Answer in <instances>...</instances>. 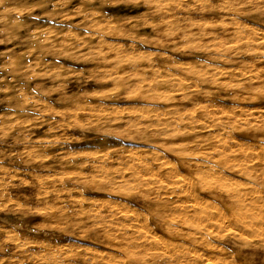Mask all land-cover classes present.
<instances>
[{"label":"rangeland","instance_id":"obj_1","mask_svg":"<svg viewBox=\"0 0 264 264\" xmlns=\"http://www.w3.org/2000/svg\"><path fill=\"white\" fill-rule=\"evenodd\" d=\"M257 135H264V0H0V264H56L71 251L93 257L88 246L101 256L106 240L72 238L97 221L101 230L111 224L114 244L134 239L145 264H264V239L240 233L230 216L236 201L213 183L201 189L198 167L181 166L186 158L209 169L204 181L218 173L225 187L235 180L258 187L263 214ZM244 161L260 171L237 174ZM102 181L112 185L98 190ZM127 185L135 190L128 194ZM182 202L214 209L175 211ZM161 214L184 238L167 233ZM105 252L103 264L124 263Z\"/></svg>","mask_w":264,"mask_h":264},{"label":"bare ground","instance_id":"obj_2","mask_svg":"<svg viewBox=\"0 0 264 264\" xmlns=\"http://www.w3.org/2000/svg\"><path fill=\"white\" fill-rule=\"evenodd\" d=\"M150 4V3H149ZM85 120V119H84ZM77 121V120H76ZM89 121V120H88ZM85 122V121H84ZM80 123V122H79ZM80 126V125H79ZM167 130V128H164V130ZM161 131H163V130H161ZM164 133V132H163ZM160 135H162V134H160ZM210 135V134H209ZM264 136V135H263ZM263 136H259V135H257V137H259V138H263ZM210 138V137H209ZM165 139V138H164ZM178 138H176V140H177ZM221 140V139H220ZM220 140H218V141H220ZM233 141V140H232ZM239 141H241V140H239ZM147 142H148V140H147ZM235 144H236V142H234ZM233 143V144H234ZM244 142L242 141V144H243ZM161 144H163V143H161ZM224 144L225 143H223V141H221V144L220 145H222L221 147H223L224 146ZM227 144V143H226ZM234 144V145H235ZM230 145V144H229ZM228 145V146H229ZM221 147L219 146V144H218V148L219 149H221ZM225 147V146H224ZM231 147V146H230ZM230 147L229 148H227V150L226 151H228V149H230ZM235 147V146H234ZM236 147H237V144H236ZM261 147H263V146H261ZM177 148V147H176ZM264 148V147H263ZM231 149H233V147L231 148ZM245 149V148H244ZM250 149V148H249ZM139 150H142V149H139ZM218 150V149H217ZM222 150V149H221ZM220 150V152H222V154H225L224 152H226V151H224L223 152V150L221 151ZM236 151V150H235ZM138 152V151H137ZM155 152H156V150H155ZM218 152H219V150H218ZM244 152V151H243ZM186 153V152H185ZM185 153H183V154H185ZM216 153H217V151H216ZM230 153H234V152H230ZM229 153V151H228V154H230ZM236 153H237V151H236ZM171 154V153H170ZM173 154V153H172ZM181 154V153H180ZM178 152L177 153H175V155H177V156H181ZM187 154H190L189 152L187 153ZM231 154V155H232ZM238 154V153H237ZM259 154V153H258ZM203 155H205V154H203ZM202 155V156H203ZM230 155V156H231ZM234 155V154H233ZM254 155H255V153H254ZM254 155H251L252 157L254 156ZM257 155V154H256ZM260 155V154H259ZM258 155V156H259ZM262 155V154H261ZM225 156V155H224ZM223 156V157H224ZM246 156H248V155H246ZM250 156V157H251ZM192 157V156H191ZM197 157H198V155H197ZM205 157H206V155H205ZM219 157V156H218ZM218 157H217V155H216V157H215V159H218ZM252 157L250 158V159H252ZM255 157V156H254ZM253 157V158H254ZM260 157V156H259ZM134 157H132V159H133ZM136 158V157H135ZM163 158V157H162ZM229 158V157H228ZM232 158V157H231ZM231 158H229L230 160H231ZM240 159H241V157H239ZM249 158V157H248ZM256 158V157H255ZM204 159V158H203ZM209 159H211V156H210V158ZM214 159V160H215ZM220 159H222L221 157H220ZM228 159V160H229ZM240 159H239V161H240ZM137 160V159H136ZM141 160V159H140ZM139 160V161H140ZM158 160V159H157ZM161 160V159H160ZM182 161H181V163H182V165L181 166H183L184 168H186V169H188V170H192V169H194L195 168V166L196 167H198V171H195V175H199V177H198V179L201 181L200 182V184H199V186H200V188L201 189H206L205 188V185L206 184H208L209 183V185L211 184V183H213V185L212 186H214V187H216V188H221V190H225L227 193H224V194H226V195H229V197H227L228 199H232V201L233 200H235L236 201V205H235V207L234 208H231L230 209V216H232L233 217V219H234V221L236 222V226H238L237 227V229L239 228V230H240V233H244L245 235H248V237H257V238H261V239H264V212H263V214L261 213V212H259L258 211V206H259V203H258V206H256V203L257 202H261V201H259V200H261V197L262 196H260V197H258V196H256V195H258L259 194V188L258 187H255L254 185L252 186L251 184H249L250 186H248V187H250L251 189V191H248V190H245L244 188L245 187H247V186H244V184L242 185V184H236V182L235 181H233V178H232V181L234 182V186L233 185H230V184H228L227 185V187H225L224 186V184H222V180H220V179H222V178H220V177H218L217 175H219L218 173H216V175H214V179H215V177L217 178V179H213V177H212V181H210L209 179H210V177H208L209 179H208V181H210V182H207V181H204L205 179L207 180V177H206V175L205 174H207L206 172H207V170H209V169H205V171H202V170H200V168L202 167L201 165H194V166H191V163L193 162H189V160L188 159H186V158H182L181 159ZM213 160V159H212ZM219 160V159H218ZM225 160V159H224ZM244 160H245V158H244ZM253 160V159H252ZM258 160H261L260 162L262 163H264V158L262 157V158H260V159H258ZM138 161V160H137ZM159 161V160H158ZM195 161V160H194ZM202 161V160H201ZM234 161H236V160H234ZM242 161V160H241ZM247 161V160H246ZM246 161H244V168H242L241 167V169L239 168V166L242 164H240L239 166H236L235 164H237L238 162H236L234 165L237 167V168H239L238 170V173L237 174H239V172H240V175L241 176H244L246 179L247 178H250V177H252L253 176V174L254 173H258L260 170L257 168H254V167H251V168H247V165L248 164H246ZM163 162V161H162ZM165 162V161H164ZM163 162V163H164ZM195 162H198V161H195ZM205 162V161H204ZM213 162H215V161H213ZM225 162V161H224ZM226 162H227V160H226ZM231 161H228V164H232V163H230ZM140 163H141V161H140ZM166 163V162H165ZM169 163V162H168ZM167 163V164H168ZM201 162H199V164H200ZM211 163H212V161H211ZM247 163H251V162H248L247 161ZM162 164V163H161ZM195 164H197V163H195ZM202 164V163H201ZM208 164V163H207ZM206 164V165H207ZM223 164H225V163H223ZM227 164V165H228ZM246 164V165H245ZM164 165V167H165V164H163ZM193 165V164H192ZM203 165V164H202ZM226 165V166H227ZM234 165L232 166L233 167V169L235 168L234 167ZM243 165V164H242ZM225 166V165H224ZM161 168H162V165L160 166ZM160 167H158V168H160ZM177 167V166H176ZM175 167V168H176ZM217 167V166H216ZM216 167H213L212 166V168H211V166H210V170H212V169H215ZM223 167V166H222ZM262 167H264V166H262ZM135 168H136V165H135ZM160 168V169H161ZM172 168V167H171ZM174 168V169H175ZM197 169V168H196ZM216 169H218V168H216ZM232 169V168H231ZM230 169V170H231ZM170 170H172V169H170ZM175 170H177V168L175 169ZM221 170V169H220ZM220 170H218V171H216V172H219ZM235 170H237L236 168H235ZM173 172V171H172ZM220 172H222V171H220ZM219 172V173H220ZM158 173V172H157ZM212 173V172H211ZM214 173H215V171H214ZM213 173V174H214ZM174 173H172L171 175H173ZM179 174V173H178ZM222 174V173H221ZM170 175V174H169ZM180 175V174H179ZM182 175V174H181ZM185 175V174H184ZM223 176V175H222ZM225 176V175H224ZM230 176V175H229ZM228 176V177H229ZM172 177V176H171ZM181 177V176H180ZM182 177H184V176H182ZM232 177V176H231ZM168 178H170V177H168ZM168 178H166V180H168ZM184 178H186V177H184ZM184 178H181L180 180L181 181H183V179ZM225 178H227L226 176H225ZM258 178V177H257ZM260 179H262V181L264 180V174L263 175H261V177H259ZM258 178V179H259ZM157 179V178H156ZM173 179H175V177L173 178ZM187 179V178H186ZM197 179V180H198ZM254 179V178H253ZM159 180V179H158ZM165 180V181H166ZM170 180H172V178L170 179ZM170 180H168L167 182H170ZM177 180H179V179H177ZM164 181V182H165ZM180 181V182H181ZM227 181V180H226ZM231 181V180H230ZM229 181V182H230ZM240 181V180H239ZM262 181H259V182H261L262 183V185H263V187H264V181L262 182ZM103 182V181H102ZM156 183H154V184H157V183H160L159 181L157 182V181H155ZM163 182V181H162ZM167 182H165V183H167ZM178 182V181H177ZM189 183H190V180L188 181ZM204 182H206V184H204L203 185V183ZM224 182V181H223ZM228 182V181H227ZM233 182H231V183H233ZM109 183V182H108ZM108 183H104L103 182V185H100L97 189L98 190H107V188H105L104 186L106 185V187H107V185H108ZM153 183V182H152ZM172 183V182H171ZM170 183V184H171ZM182 183V182H181ZM189 183L187 184L188 186H189ZM127 184V183H126ZM149 184V183H148ZM148 184H145V185H148ZM169 184V183H168ZM168 184H166V185H168ZM173 184H174V182H173ZM177 184V183H176ZM176 184L174 185V187L176 186ZM180 183H178V186H180L179 185ZM182 184H184V182L182 183ZM247 184V183H246ZM260 184V183H259ZM110 185H112V184H110L109 183V185L108 186H110ZM165 185V186H166ZM248 185V184H247ZM95 186V185H94ZM125 186V185H124ZM128 187H126V188H128V189H130V190H126V191H128L127 193L129 194V191H132V190H135V189H132V188H129V185H127ZM136 186H137V184H136ZM142 186H143V184H142ZM162 186L164 187V185L162 184ZM169 186V185H168ZM172 186V185H171ZM171 186H169V187H171ZM178 186H177V188H178ZM257 186V185H256ZM112 187V186H111ZM114 187V186H113ZM121 187H123V186H121ZM135 187V186H134ZM138 187H139V185L137 186V189H138ZM141 187V186H140ZM139 187V188H140ZM145 187V186H144ZM167 187V186H166ZM168 187V188H169ZM187 187V186H186ZM185 187V188H186ZM210 187V188H209ZM208 188H207V190H209V189H213V188H211V186H209ZM125 188V189H126ZM158 188V187H157ZM181 188L183 189L184 187H182L181 186ZM180 188V189H181ZM185 188H184V191H186L185 190ZM119 189V188H118ZM125 189L123 190V189H120V190H123V191H125ZM132 189V190H131ZM159 189L160 190H164V188H162V187H159ZM176 189V188H175ZM174 189V190H175ZM179 189V188H178ZM177 189V190H178ZM154 191H157L158 189H153ZM160 190H158L159 192H160ZM174 190H172L174 193H176V195L178 196V195H180L181 194V192H183V191H180L179 193H177V192H175ZM176 190V191H177ZM117 191V190H116ZM125 191V192H126ZM172 191H170V192H172ZM220 191V190H219ZM115 192V191H114ZM122 192V191H121ZM125 192H123V193H125ZM149 192H151V191H149ZM166 192V191H165ZM261 192V191H260ZM155 193V192H154ZM158 193V192H157ZM156 193V194H157ZM183 193H185V192H183ZM190 193V192H189ZM189 193H185V194H187V195H190ZM127 194V195H128ZM146 194H147V192H146ZM160 194V193H159ZM184 194V197L186 196ZM194 194V193H193ZM140 195H142V194H140ZM148 195V194H147ZM169 195V194H168ZM171 196H173V194H170ZM182 195V194H181ZM249 195V196H248ZM125 196V195H124ZM193 196V195H192ZM195 196V195H194ZM197 196V195H196ZM195 196V197H196ZM200 196V195H199ZM247 196H248V198H247ZM105 197V196H104ZM144 197V196H143ZM142 197V198H143ZM147 197V196H146ZM176 197V196H175ZM186 198H187V196H186ZM190 198H191V196H190ZM198 198H200V197H198ZM145 199V198H144ZM147 199V198H146ZM148 199H150V198H148ZM156 199V198H155ZM187 199H189V198H187ZM192 199V198H191ZM190 199V200H191ZM200 199H202V198H200ZM230 199V200H231ZM247 199V200H246ZM106 201H107V199H105ZM109 200V199H108ZM151 200V199H150ZM197 200V199H196ZM157 201V200H156ZM181 201V200H180ZM189 200H187V204L190 202H188ZM201 201V200H200ZM208 201V200H207ZM263 201V200H262ZM109 202V201H108ZM192 202V201H191ZM199 202V201H198ZM201 202H204V201H201ZM182 203H184L185 204V202H182ZM210 202H208V204H209ZM111 204H113V202H111ZM114 204H115V202H114ZM117 204V203H116ZM121 204V203H120ZM180 205L179 206H177V205H174V209H175V206H177V209L178 210H175V211H181V212H183V211H185V213H186V211H192L191 213L193 214V212L194 213H197L198 211L200 212L201 210H199V209H201V208H203L204 206H201L202 205V203H199V204H201V205H199L197 202H196V204L195 203H193V204H195V205H192V203L190 204V205H186V206H183V205H181V203H179ZM204 204H207V202H205ZM110 205V204H109ZM119 205V204H118ZM263 205V204H262ZM180 206H182V207H180ZM197 206H198V208H197ZM201 206V208H199ZM211 205H208V207L209 208H212L211 209V211H213V207L211 206ZM122 207V206H121ZM205 207H207V205L205 206ZM205 207H204V209H205ZM207 207V208H208ZM173 209V208H172ZM171 209V210H172ZM217 209V208H216ZM260 209H262V207L260 208ZM163 210V209H162ZM167 211V210H166ZM174 211V212H175ZM211 211H210V213H211ZM170 212H172V211H170ZM202 212H205V210L204 211H202ZM206 212H208V209L206 210ZM205 212V213H206ZM216 212H218L217 210H216ZM94 213V212H93ZM97 213V212H96ZM109 213V212H108ZM115 214H116V212H114ZM184 213V212H183ZM201 213V212H200ZM204 213V214H205ZM95 214V213H94ZM93 214V215H94ZM100 214V213H99ZM112 214V213H111ZM110 214V215H111ZM114 214V215H115ZM169 214V213H168ZM199 214V213H198ZM198 214H197V216H198ZM212 214V213H211ZM216 215H218L217 213H215ZM219 214H220V212H219ZM92 215V216H93ZM108 215V214H107ZM114 215H113V217H114ZM116 215H118V214H116ZM166 215V214H165ZM176 215V214H175ZM191 215V214H190ZM195 215V214H194ZM200 215H203V213H201ZM214 215V214H213ZM221 215V214H220ZM168 216V215H167ZM100 217V216H99ZM110 216L108 215V217H106V219H110L109 218ZM120 217V216H119ZM126 217V216H125ZM161 217H162V214L161 215H158L157 216V221L159 222V223H161L160 225L162 226L163 224L166 226V224L165 223H162L161 221H162V219H161ZM182 217H184V221L182 222V220H181V218ZM185 217H186V215L185 216H182V214H181V216H179V219H180V221L186 226V227H188L189 229H190V227H192L191 225L189 226V224H188V222L187 221H190V219L188 218H186L187 219V221H185ZM194 216H192V218H193ZM199 217V216H198ZM219 217V216H218ZM87 218H88V216H87ZM90 218V217H89ZM88 218V219H89ZM197 219V217H196V215H195V217L191 220L192 222L194 221L195 222V220L194 219ZM223 218V217H222ZM225 218H227V219H229L228 217H225ZM224 218V219H225ZM104 219V218H103ZM116 219V218H115ZM128 219V218H127ZM132 219V218H131ZM169 219H170V217H169ZM168 219V220H169ZM171 219H173L172 218V214H171ZM174 219L175 220H178V219H176L175 217H174ZM134 220V219H133ZM104 221V220H103ZM113 221H114V219H113ZM127 221V220H126ZM128 221H129V219H128ZM132 221V220H131ZM165 221V220H164ZM170 221V220H169ZM218 221H220V218H219V220ZM229 222H231L230 220H228ZM105 222H106V220H105ZM104 222V223H105ZM111 222V221H110ZM115 222H116V220H115ZM121 222V221H120ZM122 222H124V221H122ZM121 222V223H122ZM171 222H173L172 220H171ZM175 222H177V221H175ZM180 222V223H181ZM93 223V224H92ZM91 224H89V225H86V222H85V225L82 227V232H81V234H76V235H74L72 238H79V240L81 241V242H87V243H90V242H94V241H100V239L102 238V239H104V240H106L107 242H106V246L105 247H102V250H100V252L98 253V254H101L102 253V257H106V256H108V254H110L109 252L107 253V255L105 256H103V253L105 252V251H108V248L112 251V254H115L114 255V257L113 258H115V257H117V258H122L123 259V261H124V263L123 264H145V263H147L148 261H146V262H141V259H143V255L140 257V255L139 254H137L136 252H135V250H137V249H139V248H142L141 246H138V244L136 243V242H134V239L133 240H128V238L126 239V238H124L123 237V241H125V243H112L111 241H112V239L110 240V238L112 237V235L110 236V223L108 224L109 225V227H107L106 229H102L101 230V228H100V226H99V224H98V221L96 222L97 224H94V222H92ZM104 223H102V224H104ZM112 223V222H111ZM120 223V224H121ZM168 223H170V222H168ZM174 223V222H173ZM190 224H191V222H189ZM233 223V222H232ZM232 223H229L230 225L232 224ZM106 224H107V222H106ZM116 224L117 223H115V225H114V227L116 226ZM119 224V227L121 226ZM132 224V223H131ZM178 224V223H177ZM177 224H175L176 225V227H177ZM125 225H127V224H125ZM133 225V224H132ZM171 226H173L172 224H170ZM170 225H168L167 224V226H168V228L167 229H165L166 231H167V233L168 234H173V235H175V234H177V235H180L181 233H176V229H173V228H171L170 227ZM107 226V225H106ZM113 226V225H112ZM123 226V225H122ZM128 226V225H127ZM126 226V227H127ZM137 225H134V227L135 228H138V227H136ZM178 226H179V224H178ZM180 226H182V224L180 225ZM195 226V227H194ZM193 226V228H196L197 226L196 225H194ZM219 226H221V225H218V227ZM233 226V225H232ZM126 227H124V228H126ZM133 226H132V228H134ZM117 228V227H116ZM128 228V227H127ZM129 228H131L130 226H129ZM180 228H182V227H180ZM184 228V227H183ZM198 228V227H197ZM222 228H223V225H222ZM177 229H179V228H177ZM203 228H201V230H202ZM221 229V228H220ZM119 230H121V229H119ZM133 230H135V229H133ZM187 230V229H186ZM224 230V229H223ZM228 230V229H227ZM227 230H226V233H227ZM230 230V229H229ZM101 231H103L102 232V234H103V236H101ZM116 231H118V229L116 230ZM116 231H114L115 233H116ZM140 231V230H139ZM142 231V230H141ZM194 231V230H193ZM199 231V230H198ZM225 231V230H224ZM122 232V231H121ZM126 232V231H125ZM125 232H124V236H126V234H125ZM128 232H130V231H128ZM135 232H138V230L136 231L135 230ZM143 232V231H142ZM147 232V231H146ZM220 232V231H219ZM222 232V231H221ZM145 233V232H144ZM182 233H183V231H182ZM185 233H186V231H185ZM200 233V234H199ZM198 234L199 235H201V237L202 238H204L203 236H207L206 235V232L204 231V232H199ZM207 233H209L208 232V230H207ZM225 232H222L221 233V235H223ZM230 232H228L227 234H229ZM231 233H233L232 234V236L234 237L235 235H234V232H231ZM230 233V234H231ZM237 233V232H236ZM109 234V235H108ZM118 234V233H117ZM122 234H123V232H122ZM131 234H132V232H131ZM135 234V233H134ZM139 234V233H138ZM149 233H147L146 235H148ZM184 234V233H183ZM216 234V233H215ZM217 234H219L218 232H217ZM216 234V235H217ZM244 234H241L240 236H242L243 235V237H244ZM115 235V234H114ZM113 235V237H115ZM151 235V234H150ZM182 235V234H181ZM180 235V237H183V236H181ZM209 235H211L210 233H209ZM237 235V234H236ZM117 236V235H116ZM122 236V235H121ZM143 236H144V234H143ZM188 236V235H187ZM192 236V235H191ZM231 236V235H230ZM118 237V239H120L121 237L120 236H117ZM148 237H150L149 235H148ZM148 237H147V239H148ZM252 237V238H253ZM72 238H67V241L69 242V244L70 245H73V242H72ZM116 238V237H115ZM114 238V239H115ZM138 238V237H137ZM152 239H153V241H154V239L155 238H153V237H151ZM150 238V239H151ZM184 238V237H183ZM202 238H201V240H202ZM207 238V237H206ZM236 238V237H235ZM252 238H250V239H252ZM139 239V238H138ZM143 239V238H142ZM151 239V240H152ZM180 239H182V238H180ZM205 239V238H204ZM249 239V240H250ZM256 239V238H255ZM136 240V239H135ZM145 240V239H144ZM140 241H142V240H140ZM150 241V240H149ZM198 241L200 242V239H198ZM139 242V241H138ZM147 242V241H146ZM166 242V241H165ZM192 242L193 243H195V240H192ZM196 242H197V240H196ZM198 242V243H199ZM259 242V241H258ZM104 243V242H103ZM154 243H155V241H154ZM168 243H170L169 242V240H168ZM173 243V242H172ZM171 243V244H172ZM193 243H189V244H191V245H193ZM181 244V243H180ZM184 244V243H183ZM189 244H188V246H189ZM197 243H195L194 245H196ZM90 245H92L91 243H90ZM103 245H105V243L103 244ZM142 245H144V244H142ZM151 245H152V243H151ZM167 245V244H166ZM174 245V244H173ZM172 245V247H176L177 245H178V243H176L174 246ZM76 246V245H75ZM88 246V245H87ZM153 246H155V244L153 245ZM152 246V247H153ZM165 246V245H164ZM168 246H170V245H168ZM167 246V247H168ZM179 246V245H178ZM215 246V245H214ZM86 247V246H85ZM84 247V248H85ZM93 247V246H92ZM92 247H90V246H88V248H91L90 249V251L89 252H91L92 253V251H94L95 249V252H94V256L93 257H90V253H85V254H81V251L80 252H76V251H71L70 253H68L67 254V256H66V258H61V257H59L58 258V263H56V264H103V261L101 262L100 260H104V258L103 259H101L102 257L101 256H99V255H95V254H97V252H98V249L97 248H93L92 249ZM158 247L160 248V246L158 245ZM167 247H166V249H167ZM216 247H217V245H216ZM218 247H221V246H219L218 245ZM82 248H83V246H82ZM87 248V247H86ZM131 248H133V251H131L132 249ZM169 248V247H168ZM171 248V247H170ZM169 248V249H170ZM183 248V247H182ZM191 248H194V247H191ZM215 248V247H214ZM214 248H212V250L214 249ZM78 249H80V248H78L77 247V251H78ZM163 249V248H162ZM169 249H167V250H169ZM187 249V248H186ZM185 249V250H186ZM196 249V248H195ZM195 249H193V251L195 250ZM219 249V248H218ZM72 250V249H71ZM87 249H82V251H86ZM89 250V249H88ZM92 250V251H91ZM140 250V249H139ZM151 250V249H150ZM154 251H156L155 250V247H154V249H153ZM159 250V249H158ZM164 250V249H163ZM174 250V249H173ZM184 250V249H183ZM183 251V252H185L184 253V255L185 254H187L186 253V251ZM196 250H198V249H196ZM214 250H216V249H214ZM219 250H221L222 251V249H219ZM138 251V250H137ZM154 251L152 252V253H154ZM161 251V250H160ZM159 251V252H160ZM176 251H178V253H179V249L177 250L176 249ZM191 251V250H190ZM189 251V252H190ZM149 252H151V251H149ZM148 252V249H147V251H146V253H149ZM175 251H173V253H174ZM181 252V251H180ZM183 252H181V253H179L180 254V256H183L182 255V253ZM196 252V251H195ZM151 253V254H152ZM156 253V252H155ZM163 253V252H162ZM177 253V252H176ZM175 253V254H176ZM191 253V252H190ZM194 253V252H193ZM193 253H191V254H193ZM218 254H220L219 253V251L217 252ZM105 254H106V252H105ZM142 254H144V253H142ZM167 254V253H166ZM178 254V255H179ZM189 254V253H188ZM197 254H198V252H197ZM196 254V255H197ZM153 255V254H152ZM151 255V256H152ZM163 255L165 256V254L163 253ZM177 255V254H176ZM190 255V254H189ZM195 255V254H194ZM194 255H192L191 257H193ZM199 255V254H198ZM169 256V255H168ZM220 256V255H219ZM101 257V258H100ZM145 257H147V256H145ZM150 257V256H149ZM148 257V258H149ZM155 257V259L158 261V259L160 260V258H158V255L157 256H154ZM161 257V256H160ZM189 257V256H188ZM201 256H199V258H200ZM116 258V259H117ZM163 258H165V257H163ZM162 258V259H163ZM170 258V259H169ZM168 259L169 260H171V261H173L172 260V258H173V255L171 254L170 255V257H169ZM175 258H177L176 256H175ZM180 258V257H179ZM178 258V259H179ZM185 259H186V256L184 257ZM190 258V257H189ZM195 258H197V257H195ZM220 258V257H219ZM48 259H49V257H48ZM108 259V258H107ZM115 259V260H116ZM122 259H120L121 261H122ZM149 259H151V258H149ZM154 259V258H153ZM154 259V260H155ZM174 259V258H173ZM181 259H183V257L181 258ZM181 259H179V260H181ZM191 259V258H190ZM198 259V258H197ZM201 259V258H200ZM109 260V259H108ZM108 260H106L107 262H108ZM114 260V259H113ZM119 260V259H118ZM119 260V261H120ZM147 260V259H146ZM165 260V259H164ZM179 260H178V262H179ZM184 260V259H183ZM182 260V261H183ZM187 260V259H186ZM185 260V261H186ZM192 260H194V259H192ZM196 260V259H195ZM44 261V260H43ZM46 261H47V259H46ZM49 261H50V259H49ZM90 261H92V262H90ZM106 261H104V263L106 262ZM171 261H167V262H171ZM176 261V260H175ZM197 261V260H196ZM109 262H110V260H109ZM156 262V261H155ZM177 262V261H176ZM184 262V261H183ZM189 262V261H188ZM111 263H112V261H111ZM120 263H122V262H120ZM157 264H158V262H156ZM175 263V262H174ZM179 263H181V264H183L182 262H179ZM186 263V262H185ZM194 263V262H193ZM192 263V264H193ZM216 263V262H215ZM214 262H213V264H215ZM108 264V263H107ZM113 264V263H112ZM118 264V263H117ZM148 264H150V263H148ZM168 264V263H167ZM176 264H178V263H176ZM191 264V263H190ZM197 264V263H196ZM211 264V263H210ZM218 264V263H217Z\"/></svg>","mask_w":264,"mask_h":264}]
</instances>
